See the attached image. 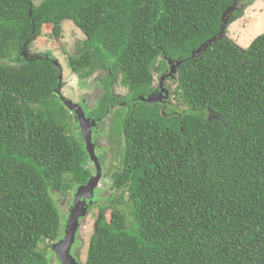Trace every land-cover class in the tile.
Instances as JSON below:
<instances>
[{
    "label": "trees",
    "instance_id": "obj_1",
    "mask_svg": "<svg viewBox=\"0 0 264 264\" xmlns=\"http://www.w3.org/2000/svg\"><path fill=\"white\" fill-rule=\"evenodd\" d=\"M241 1L0 0V264H50L40 244L69 215L56 197L71 210L97 173L60 100V64L29 49L65 20L84 35L70 69L106 73L90 120L115 107L120 145L85 264H264V29L247 47L225 34ZM154 69L175 80V105L147 101Z\"/></svg>",
    "mask_w": 264,
    "mask_h": 264
},
{
    "label": "rangeland",
    "instance_id": "obj_2",
    "mask_svg": "<svg viewBox=\"0 0 264 264\" xmlns=\"http://www.w3.org/2000/svg\"><path fill=\"white\" fill-rule=\"evenodd\" d=\"M237 7V10L243 11V14L240 18L228 24L225 34L242 47H247L250 41L264 29V0H242ZM226 15H229V12ZM229 17L231 16L229 15ZM83 39L84 35L74 23L70 20H65L61 25L58 36L54 35L51 25H43L40 35L31 42L29 49L33 54L49 51L57 59L62 71L61 82L63 86L61 87L60 94L79 107H82L81 110L85 118L89 120V113L97 107L98 98L103 92V88L99 84V78L105 76L106 73L100 70L84 82L80 81L70 69L68 59L71 55L75 54L77 42ZM165 69L163 72H165ZM161 72L154 69L155 82L153 87L157 85ZM168 85L170 89H173L175 87V80H170ZM113 91L118 95H125L128 89L118 84L113 87ZM167 96L166 94L164 98L166 99ZM170 102L172 105L176 104L172 95H170ZM114 109L116 108L108 109L105 114L106 117L104 116L103 119L95 120L91 126L93 129L90 127L95 158L98 160L102 171L101 178L94 187L93 195L85 197V202H90V209L79 220L80 226L77 238L71 250L72 255L77 259L79 264H85L88 239L97 218L100 216L99 207L96 203H104L109 198V195L112 193L110 189L111 175L117 172L118 169L120 145L115 137L107 133L110 131L109 127L111 126ZM69 111L77 115V110L71 109ZM72 119L73 121L75 120L73 116L70 117V120ZM89 122L91 123V121ZM73 128L78 131L75 126ZM79 131L81 132V129ZM97 155H99V158ZM71 199V195L56 197V203L63 216L70 213ZM104 217L109 219L110 210L105 212ZM66 220L64 219V224ZM51 246L52 244L50 245L49 242L40 244V248L48 253L50 264H60Z\"/></svg>",
    "mask_w": 264,
    "mask_h": 264
},
{
    "label": "water",
    "instance_id": "obj_3",
    "mask_svg": "<svg viewBox=\"0 0 264 264\" xmlns=\"http://www.w3.org/2000/svg\"><path fill=\"white\" fill-rule=\"evenodd\" d=\"M201 48L193 53V55H197ZM57 64L58 62L55 61ZM59 64V63H58ZM168 64L170 65V71L168 76H172L175 71V66L179 63H173L171 60H168ZM173 77V76H172ZM62 78V73L60 75V80ZM174 78V77H173ZM160 82H163V77L160 78ZM60 92V91H58ZM163 91H160L158 98H154L153 94L149 95L147 101H156L159 100ZM167 94V91H166ZM154 98V99H152ZM61 102L67 107L69 110H77V117L79 120V125L81 129V133L83 135V139L86 143L87 150L91 159L94 161L97 167V173L95 176L90 178L85 185H81L78 187L74 201H73V208L70 210L68 218L65 222L64 234L63 236L55 243L52 244L51 248L54 251L58 261L60 264H79L77 259L72 255L71 250L74 242L77 238L78 229L80 226L79 220L87 214L88 211V204L85 202V197L92 196L94 187L98 183L99 179L101 178V166L98 160L95 158L93 143H92V136L90 127L92 126L94 121L88 120L85 118L82 107H79L77 104L73 103L69 99L65 98L64 96H60ZM91 121V123L89 122ZM90 203V202H88Z\"/></svg>",
    "mask_w": 264,
    "mask_h": 264
},
{
    "label": "flooded vegetation",
    "instance_id": "obj_4",
    "mask_svg": "<svg viewBox=\"0 0 264 264\" xmlns=\"http://www.w3.org/2000/svg\"><path fill=\"white\" fill-rule=\"evenodd\" d=\"M106 75V74H105ZM104 77V76H103ZM102 77V78H103ZM159 78V77H158ZM170 80H172V78L170 77L169 79H167V80H164V82H160V80L158 79V82H157V85L154 87V92H153V97L154 98H158V96H159V93H160V91H163V92H166L167 91V93H168V96L170 97V95L172 94L171 92H172V89H170V86L168 85V82L170 81ZM163 92H162V94H160L161 96V98L160 99H162V101L163 102H168V103H170L171 104V102H170V98L169 97H166V100H165V98H164V96H163ZM97 157L99 158V155H97ZM100 160V159H99Z\"/></svg>",
    "mask_w": 264,
    "mask_h": 264
},
{
    "label": "clouds",
    "instance_id": "obj_5",
    "mask_svg": "<svg viewBox=\"0 0 264 264\" xmlns=\"http://www.w3.org/2000/svg\"><path fill=\"white\" fill-rule=\"evenodd\" d=\"M57 60V59H56ZM160 80V79H159ZM168 94V93H167Z\"/></svg>",
    "mask_w": 264,
    "mask_h": 264
}]
</instances>
